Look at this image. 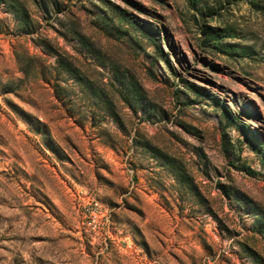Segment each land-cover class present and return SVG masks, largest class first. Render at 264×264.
Listing matches in <instances>:
<instances>
[{
	"label": "rangeland",
	"instance_id": "1",
	"mask_svg": "<svg viewBox=\"0 0 264 264\" xmlns=\"http://www.w3.org/2000/svg\"><path fill=\"white\" fill-rule=\"evenodd\" d=\"M0 264H264V0H0Z\"/></svg>",
	"mask_w": 264,
	"mask_h": 264
}]
</instances>
